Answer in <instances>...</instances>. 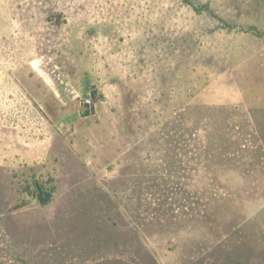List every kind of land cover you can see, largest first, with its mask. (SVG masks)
Returning a JSON list of instances; mask_svg holds the SVG:
<instances>
[{
	"label": "rangeland",
	"instance_id": "rangeland-1",
	"mask_svg": "<svg viewBox=\"0 0 264 264\" xmlns=\"http://www.w3.org/2000/svg\"><path fill=\"white\" fill-rule=\"evenodd\" d=\"M0 264H264V0H0Z\"/></svg>",
	"mask_w": 264,
	"mask_h": 264
},
{
	"label": "trees",
	"instance_id": "trees-1",
	"mask_svg": "<svg viewBox=\"0 0 264 264\" xmlns=\"http://www.w3.org/2000/svg\"><path fill=\"white\" fill-rule=\"evenodd\" d=\"M48 201V196L47 197H44V198H40V202L41 203H46Z\"/></svg>",
	"mask_w": 264,
	"mask_h": 264
},
{
	"label": "built area",
	"instance_id": "built-area-1",
	"mask_svg": "<svg viewBox=\"0 0 264 264\" xmlns=\"http://www.w3.org/2000/svg\"><path fill=\"white\" fill-rule=\"evenodd\" d=\"M89 102V100H87Z\"/></svg>",
	"mask_w": 264,
	"mask_h": 264
}]
</instances>
